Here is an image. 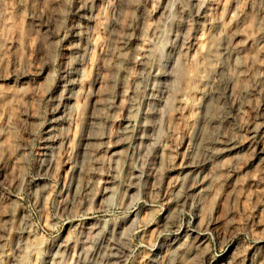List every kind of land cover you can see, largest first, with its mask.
I'll use <instances>...</instances> for the list:
<instances>
[{"label":"rangeland","instance_id":"374dc122","mask_svg":"<svg viewBox=\"0 0 264 264\" xmlns=\"http://www.w3.org/2000/svg\"><path fill=\"white\" fill-rule=\"evenodd\" d=\"M216 21L245 44L242 66L228 70L251 93L212 101L209 113L219 105L224 118L203 130L217 140L206 151L210 190L163 229ZM263 29L264 0H0V264H49L67 240L61 264H149L196 222L211 264H252L264 251V158L253 155L264 148V41L255 51L250 40ZM228 138L256 149L227 154ZM125 220L126 232L107 233ZM194 251L171 264H198Z\"/></svg>","mask_w":264,"mask_h":264},{"label":"bare ground","instance_id":"6f19581e","mask_svg":"<svg viewBox=\"0 0 264 264\" xmlns=\"http://www.w3.org/2000/svg\"><path fill=\"white\" fill-rule=\"evenodd\" d=\"M80 6H81V4H80ZM199 24H200L199 26H202V24H204V22L199 21ZM211 29L213 31V39L211 40L210 46L208 47V51H207V56L209 59V64L207 65L208 66V76L204 82V87L202 90V102L199 105L201 114H200V118L197 121V125H196L197 132L188 141V145H187L188 153L186 154L187 158L182 162V165L180 166L181 169H180L179 174H181V175H179L174 180L173 194L168 199V201L170 202L171 205L169 206L167 213H166V216L164 217L163 229L172 228V226L175 225L174 217H175L176 213H178L180 208L187 201L193 202V201L197 200L198 203L200 205H202L203 200H204V195L207 192H209L210 181L205 180V175H206L207 169H208L207 168V153H206V151H211V149H213L212 144H215L217 142V140L215 138H210V136H207L203 132V130L205 127H208L210 132L213 133V131H211V129L213 130V129L218 128V126L220 125V123L222 122V120L224 118V116H222L224 113L222 106L218 105V107H216V109H220V110L216 111L214 113H209V108L212 105V101L214 99H216L218 102L225 103L228 99H230V97L237 90L233 86V84L236 80L237 74L235 75V74L230 73L228 70V66L230 65V63L234 64L237 68L242 66L243 61L241 59H239L238 54L244 48L245 44L243 42L242 43H234L233 38L235 37V34L231 33L230 31L226 30L225 28H223L217 21L211 23ZM263 41H264V29L263 30H257L253 34V36L250 40V42L254 46L255 51H257L259 49V47H261ZM146 48H148V47H146ZM152 50L151 51L154 52L155 49L153 48ZM124 53L125 52H123V54ZM125 55H126V53H125ZM131 55H132V53H131ZM144 55H145V53H144ZM148 56H150V54ZM154 56L155 55H153L152 58H154ZM251 58H253V56H251ZM142 63H146V61L145 62L142 61ZM177 64L179 67L181 64L179 60H178ZM141 66H145V65H141ZM150 70H152V69H150ZM174 71H175V69H174ZM238 71L240 72V70H238ZM182 72H183V69H182ZM73 74L75 75V72ZM124 75H125V73H124ZM178 78H179V75H178ZM259 79H260L259 75L253 74V76H252L253 83L258 82ZM260 80H262V79H260ZM124 89H126V87ZM120 92H121V90H120ZM237 92L239 94H241L242 96H248L251 93V89L246 87L243 89H238ZM120 96H122V94H120ZM129 113H131V112H129ZM129 122L127 124H125L126 129L128 126L130 127V125H131ZM132 123H133V120H132ZM134 123H133V125H134ZM133 125H132V127H133ZM256 126L258 127V125H256ZM129 127H128V129H129ZM143 128H144V125H143ZM51 129L52 128L50 126V128L46 131L47 136L45 139L47 140L48 144H52L56 140L55 139L56 136H54L53 133H51ZM145 129H147V128H145ZM127 131L128 130H126V132ZM145 138H146V136H144V134L142 133L141 137H140L141 141L142 140L145 141ZM135 139H136V136H135ZM233 139L234 138H230V139L228 138L224 142V147L222 148V151H226L227 154H237L238 152L242 151L243 149L251 148L252 151H254L256 149L254 147V144H252V143H248L246 145H241L242 143L238 144ZM47 147L48 146H44L45 149H47ZM139 148H141V147H139ZM263 153H264V148H260V149L256 150V153L253 154L254 158L258 162H260L264 158ZM251 156H252V154H251ZM124 162H125V160H124ZM262 162L258 165L263 164ZM131 173H134V172L132 171ZM119 176H120V174H119ZM131 177L133 178L134 176L131 175ZM103 187H105V186H103ZM130 188L131 187H128V189H130ZM101 191H102L101 192L102 196H103V194H108L110 192L111 193L113 192L112 188H110V190H109L108 187L103 188ZM125 222H126V220L123 223L121 222L122 224H120V223L116 224L109 231L106 230L107 233L110 234L111 236L113 234L118 233L119 230L122 228V226L125 224ZM111 226H113V225H111ZM123 227L125 228V226H123ZM124 228H122V229H124ZM179 228H180V230L176 231L174 234V237H172L168 242H166V238H165V241L163 240V241H161V243H159L156 250L153 251L151 258L149 259V264H171L174 260L178 261L182 257H183V260H185V259L187 260V258H189V256L193 255L192 250H194V249H195L194 253L196 254V257H197L196 261L198 264H211V260H208L205 257L207 250L203 251L200 248V246L203 245L205 243V241L207 240V229L205 227L201 226V224L199 222H196L192 227H189L188 225H183V226H180ZM91 229H92V227H91ZM167 230H169V229H167ZM124 231L126 232V229H124ZM162 234H163V232H162ZM108 237H109V235H108ZM118 240H120V239H118ZM55 247H57V249L54 251L53 256L50 258L49 264H61V260L63 258L62 256H64L65 254H70V252L74 249L73 248L74 246H71V243L69 240H67L63 245H58ZM116 250H117V248H116ZM113 251H115V250H113ZM259 252H260V250H259ZM259 252L257 251L255 256H254V254H255L254 253L252 258L251 259L249 258L250 259L249 262H252V264L264 263V251L261 252L260 254H259ZM164 257H165V260L164 259L162 260V258H164ZM259 258H261V260ZM244 262L245 261L242 260L241 264H244Z\"/></svg>","mask_w":264,"mask_h":264}]
</instances>
